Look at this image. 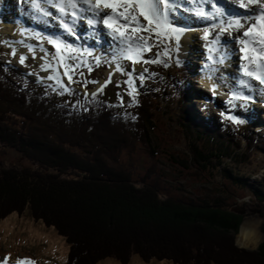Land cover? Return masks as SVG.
I'll use <instances>...</instances> for the list:
<instances>
[{
    "label": "trees",
    "instance_id": "1",
    "mask_svg": "<svg viewBox=\"0 0 264 264\" xmlns=\"http://www.w3.org/2000/svg\"><path fill=\"white\" fill-rule=\"evenodd\" d=\"M189 97L184 91V101ZM135 102L133 106L134 101L122 104L93 97L88 111L78 110L37 92L30 96L0 70V145L20 149L49 169L0 166V220L28 213L36 223L54 228L70 249L64 264L113 259L130 264L135 257L146 264H264V243L257 253L235 246L243 216L226 208L220 198L212 203L188 201L165 193L149 178L140 188L131 170L111 164H120L133 137L149 146L147 125L153 124L155 102L151 94ZM19 108L20 117L15 115ZM179 112L182 128L193 135L192 160L181 166L195 163L216 170L223 160L239 157L233 150L237 141L227 135L229 127L214 132L212 124L199 122L182 100ZM190 125L199 126L192 130ZM255 141L248 140V158L258 148ZM225 174L235 186L242 182L228 169ZM254 193L264 202V193Z\"/></svg>",
    "mask_w": 264,
    "mask_h": 264
},
{
    "label": "rangeland",
    "instance_id": "2",
    "mask_svg": "<svg viewBox=\"0 0 264 264\" xmlns=\"http://www.w3.org/2000/svg\"><path fill=\"white\" fill-rule=\"evenodd\" d=\"M231 2L239 5L237 0H231ZM193 4H195L194 1H192ZM17 9L21 10V12H18ZM15 10L20 14V18H29L24 12L30 11V8L25 9L22 4H19L18 7L15 6ZM244 11L247 12L248 10L244 9ZM16 19L18 17L16 18L15 16L9 22L15 23ZM28 30L16 28L12 24L8 27L0 21L2 39L0 60L1 62L4 61V64L0 65V70L2 74L5 73L7 80L15 83L19 89L29 91L30 96L33 95V92H37L58 105L74 104L78 106L79 102H81L87 107L86 101L89 99H83L82 96L98 93L103 96L105 101L109 100L111 102H116L120 98H124L127 102H135L142 94H151L155 105L152 108L154 115L153 124L147 125V133L150 140L149 146L144 145L139 139L133 137V144L124 151L120 158V164L113 162L111 164L117 168L121 165V167L124 166L131 170L133 179L138 183L135 185L140 188L144 187L142 180L149 178L150 182L160 183L165 193L185 198L188 201L195 200L201 203L208 201L212 203L213 200L220 198L221 202L226 204V208L236 212H244L245 221L251 220L256 223L259 225L261 233H263L264 202L257 199L254 192L264 193V151L261 152V150H264V145L260 144L259 139L255 141L256 136H258L264 142V84L245 81L248 91H253L251 96L254 98L252 101L241 99L240 105H247V108L242 106L235 107L234 100L237 99H233L231 93L244 91L243 88L239 89L241 85L237 79V77L240 79H244V77H241L243 74L240 69L236 72L232 69L231 78L228 81L230 87H227L228 91L226 92L228 97L224 96L223 105L219 106L218 103L216 104L215 101L207 96L204 99L196 100L195 97L200 96L197 85L202 88L201 80L205 73L212 70V68L208 67L209 70L205 71L202 69L199 71L198 66H202L200 58L208 56L203 57L205 55L204 49H208V46H203L202 40L198 37L194 38V42L197 45H193V48H197L202 56L200 57L199 53H193L194 59L192 61L190 60V55H187V60H185L184 52L180 51L181 49L179 50L176 43L166 47L163 38H161V43H156L153 37L151 42L154 46L151 51H144L141 62L125 64L122 60L123 56H118L119 49L123 47V44L120 40L113 39L111 30H107V28L102 29L101 32L112 40H108L110 43L108 45L109 48H106L101 43H96L92 46H87L85 49L100 47L101 50L105 49L108 52L113 47L111 46L112 42L117 40L115 52L110 50V53H105L106 56H109L106 59H110V63L106 60V62L102 63V66L100 64L95 67L88 63V58L90 63L99 64L98 62L101 61H99L98 55L94 54L93 57L80 56V50H76L74 53L67 52L71 56V61L69 60L70 67L72 65H75V67L70 68L69 72L65 74L68 68L61 69L59 66L56 69L57 71H53L57 73V75L54 74L55 79L48 80L47 76L52 71L41 64L39 56L31 54V57H28L22 53L17 54L15 50L9 49L13 46H9L7 41L3 39L8 37V33L9 36H16L19 33L18 36H22L20 37L22 39H32L34 35L39 34V31L35 29L30 36L31 31L29 32ZM39 38L41 40L39 44L44 45L43 38ZM16 41L14 42L15 44L21 45L18 40ZM192 42L190 47H192ZM22 46L24 49V45ZM73 47L76 49L75 45ZM241 48L242 46L239 45V50ZM31 51L35 52L34 50ZM21 57H24V63L20 62ZM42 60L50 62L44 57ZM149 60L157 62H144ZM188 62H193V64L188 65ZM115 66H119L120 69L117 74ZM183 66L189 71L184 69ZM9 67L11 69L8 73L6 70ZM195 74L198 75L195 76ZM220 74L221 76L217 77V79L222 80L226 78L228 72L224 71ZM69 75L72 76L71 81L68 79ZM40 81L42 83H39ZM43 83L45 84L40 85ZM63 85H67L68 90H65ZM184 91L189 96H191L192 91L196 92L192 94V100L184 101ZM132 93L133 95L138 94L137 98ZM244 95L250 96V94ZM179 100H182L183 105L198 116L197 119L199 118L203 123L205 121L207 123L210 122L213 125L212 130L214 132L218 130L225 131L229 127L231 131L227 132V135L231 134L232 139L237 141V147L235 146L233 150L239 157L232 160H223L216 170L203 169L195 163H192L189 168L181 166V164L185 165L186 160H192L189 142L193 135L191 132L184 130L180 124ZM219 100L222 102L223 99L220 98ZM248 111L252 114L249 118H247ZM15 115L20 117V108L19 112H15ZM229 115L241 119L242 122L234 123L227 118ZM230 122L237 126H231ZM252 122L255 123L252 124ZM38 126L42 125L38 124ZM198 126H191V128L196 130ZM247 139L254 140L256 145H258L255 151H250V158L246 154V149L249 145ZM200 147H203V144ZM3 165L6 167H32L49 170L44 165L28 158L20 149L9 145H0V166ZM226 169L233 177L241 179L242 182L237 181L238 186H235L234 180L225 174ZM240 233L241 230L235 236V246L248 253H257L260 246L264 243V236L263 241L257 247L244 248L240 245ZM69 251L68 244L58 235L54 228L46 227L40 222L36 223L28 213H25L22 217L11 215L9 218L0 220V261L2 263L7 257H10L7 260L9 262L7 264L19 262L24 258L33 261L34 264H64L70 254ZM100 264L120 263L113 259L106 260ZM130 264L146 263L139 257H135ZM151 264L170 263L153 262Z\"/></svg>",
    "mask_w": 264,
    "mask_h": 264
},
{
    "label": "snow or ice",
    "instance_id": "3",
    "mask_svg": "<svg viewBox=\"0 0 264 264\" xmlns=\"http://www.w3.org/2000/svg\"><path fill=\"white\" fill-rule=\"evenodd\" d=\"M194 2L197 4V7H199L200 3H205L208 6L207 11L200 9L195 12V15L205 21H212L213 23L208 25L209 28H218L220 32H227L229 30L239 31L242 28H247V30L242 32V37L249 39L241 38L239 40V43L243 45L240 49L244 54L243 59L247 61V64L240 71L243 72L245 77L264 84V0H238L240 9L247 10L251 6H258L260 8V11L246 12L247 24L241 22L245 17H242L238 12L217 7L219 0H194ZM83 3L89 6L87 9H83V11H93L92 16L85 17L87 23L89 25L102 23L105 28L111 30L113 39L120 40L123 44V47L118 45L120 47L118 56L122 55L124 59L131 61L133 64L141 62L145 50L151 51L154 46L151 42L153 37L156 43H161V38H163L166 47L173 43H176L178 46L181 34L192 30L190 27L181 25L176 19V13L179 11L177 0H83ZM68 5L73 9L77 8L74 0H67V5L59 6L60 12L64 13L65 16L69 15L66 11ZM101 9H111L115 15L105 14L97 19V16L100 15L99 10ZM44 15H50V13L45 12ZM71 18L74 20L80 19L75 10L71 12ZM62 23L69 35H76L70 24L64 21ZM98 31L100 30L98 29ZM210 35V32H206L205 38ZM212 39L213 42H218V37H213ZM49 43L60 54L61 60L64 59L63 54L66 51L73 53L76 51L65 38L51 37ZM20 62L24 63V57H21ZM144 62L155 63L157 61L149 60ZM215 62H220V60H215ZM253 64H255V68L252 67ZM72 67H75V65H72ZM117 67L119 68V66ZM65 68H68V65H65ZM48 79L55 78L48 77ZM68 79L71 81L70 75ZM237 79L241 86H247L243 79L239 77ZM63 87L65 90H68L67 85H63ZM215 90V87H213V91ZM231 95L233 99H250L249 96H241L237 92H232ZM227 118L234 123L242 122L241 119L232 115H229ZM9 259L10 257H7L3 264H7V260ZM19 264H34V262L24 258L19 261Z\"/></svg>",
    "mask_w": 264,
    "mask_h": 264
},
{
    "label": "bare ground",
    "instance_id": "4",
    "mask_svg": "<svg viewBox=\"0 0 264 264\" xmlns=\"http://www.w3.org/2000/svg\"><path fill=\"white\" fill-rule=\"evenodd\" d=\"M18 1L20 3H23V5H22L23 8H25V9L30 8L32 10L33 14L36 16V18H39V19H37L38 20L37 22L39 25L33 24V22H31L30 20H27L29 18H27V19L22 18V17L20 18L19 17L20 14L15 10L16 5L14 4V2H12L10 0H0V21H1V23H3V25H7L8 27L12 24V25H15L16 28H20L22 30L29 29L28 31L29 32L31 31L30 33L34 32L33 30L36 29L39 31V34L34 35L32 39H26V38L22 39V38H20L22 36H18L19 33L16 34V36H11V35L9 36V33H8V37L7 38L4 37L3 39H5L7 41L9 46H13L11 49L15 50L18 53H22L28 57H31L30 56L31 54L39 56L41 64L46 68H50V71H52V73L49 72L50 74L47 76V78L52 77V76L54 77L55 75H57V73H54L53 71L56 70L59 66L62 67L63 69H65L64 66L66 65V60L68 58V55L66 53H64L63 54L64 59L61 60L60 54H58L56 52V49L54 48V46L49 43V39L51 37L58 36V35H56L57 34L56 32L58 29L56 28V25L53 21H51L50 19L44 18L42 15L38 14L39 10L35 9L31 5V3L25 2V0H18ZM192 1H194V0H187V2H185V0H177V8L179 9V11L176 13V19L179 21V23L181 25L190 27L192 29L190 31H185L183 34H181V36L179 38L178 47H179V50L181 49L180 51L184 52L185 60H187V58H186L187 55H190V60L193 61V59H194L193 53H200L197 48H195V47L193 48V45H197L194 42V38L198 37L200 40H202L201 42H202L203 46H208V49H207V51L209 53L208 55H211L212 53L218 54V51H219V54L225 53L226 55H228V58H231V59H229L230 63L227 61L228 64L224 63V64L216 65V64L211 63L210 68H212V70H209L208 73H205V76L201 80V82H202L201 84L203 86L201 89H206L209 92H207V91L204 93L201 92L200 96L195 97V99L197 100V99H204V97L207 96L210 99H212L213 101H215L216 104L218 103V105L221 106L224 103V96L226 98L228 97V95H226V92L228 91L227 87H230L228 81L230 80L229 78H231V71H232L233 67L237 66V67L242 68L243 66H245L247 64V61H245L243 59V56H244L243 52L240 55H238L237 50H236L237 44L235 43V41H232L233 39H241V38L249 39L247 37H242V32L247 30V28L246 27L242 28L239 31L229 30L227 32H220L218 28H209L208 27V25H209L208 22L210 24L213 23L210 20L208 22L205 20L204 21L197 20V22H196V19H195L196 17H194L192 15L193 14L195 15V12L198 10V8L202 7V3H200L199 7H197V4L195 2H194L195 4L192 5ZM227 5L228 6H225V9L228 11H231V9H232L231 7H233V4L232 5L227 4ZM203 9L208 10V6L204 7ZM247 10H248V12H256V11H260V8L258 6H251ZM99 11H100L101 16H103L105 14L115 15L114 13H112L111 9H101ZM213 11H214V9H213ZM15 16H16V18L18 17V19H16V22L15 23L9 22L10 19L15 17ZM247 23H248V21L245 20V24H247ZM84 30H85V26H83V25L81 27L79 26L77 28L78 35H76L77 43H79V45L82 46V51H81L80 47H78V48L80 49V51L83 55L86 51H88V52L96 51V54L102 55V58H107L109 56H106L105 53H110V50L115 52V47L117 49V45L115 42H112L111 46H113V47L108 52H106L105 49L101 50L100 47L95 48V49H88V50L85 49L87 46L89 47V46L96 44L94 42L95 41L94 38L98 39V43H101L106 48H109L108 45L110 43L108 42V40H110V39H108V37L104 33H102L100 30V31H97V33L91 32L92 34H95L96 37L91 35V39L87 42L84 41L85 45H83L82 44L83 40L80 38V34L84 33ZM75 31H73V32L75 33ZM17 32H18V30H17ZM206 32L211 33V35L208 36L207 38H205ZM39 37L43 38L42 40L45 42L44 45L39 44V42L41 41ZM210 37H212V38L218 37V40H221V42H213V39ZM16 40H18L19 43L23 44L26 47V49H22L21 46H19L17 43L15 44L14 42H17ZM192 40H193V42H192ZM191 42H192V47H190ZM46 43L49 46H46ZM241 46L243 47V45H241ZM200 48H201V46H200ZM31 50H34L35 52L33 53ZM82 54H80V56H83ZM229 55H230V57H229ZM87 56L89 57L91 55L88 53ZM43 57H44V59L47 58V60H49L52 64L48 61H43L42 60ZM232 57H234V58H232ZM122 60L124 61L125 64L132 63L131 61L124 59L123 57H122ZM189 64L192 65L193 62L192 63L188 62V65ZM252 67L255 68V64H253ZM198 68H199V71L204 69L203 64H202V66H198ZM115 70H116V74L119 73V71H120V69L116 66H115ZM224 71L228 72V74L226 75V78H223L222 80L217 79V77L221 76L220 73H223ZM242 74H243V72H242ZM241 77H244V79H243L244 81H249V82L252 81L255 83L259 82L257 80H252L248 77H245L244 75H242ZM48 80H50V79H48ZM233 83H235V82H233ZM213 87H215V89H216L215 91H213ZM241 87H243L244 91L243 92L236 91L238 93V95L245 96L244 94H250V96H249L250 99H247V100L252 101L254 98L251 96V95H253V91L252 92L249 91L250 92L249 93V92H247V87H245V86H241ZM191 96L189 98H191ZM217 96L223 99L222 102L219 100L220 98H218ZM189 100H192V98ZM241 101H242L241 99L234 100V106L235 107L242 106L243 108L244 107L247 108V105L246 106L240 105ZM251 116H252L251 112L248 111L247 118H249ZM250 123H251V121H250ZM252 123L254 124L255 122H252ZM263 236L264 235H263V233H261L259 225H257L256 223H253L251 220H247L244 222V224L241 228L240 245L244 248L257 247L263 241ZM0 264H3V263L0 261ZM10 264H19V262H13Z\"/></svg>",
    "mask_w": 264,
    "mask_h": 264
},
{
    "label": "water",
    "instance_id": "5",
    "mask_svg": "<svg viewBox=\"0 0 264 264\" xmlns=\"http://www.w3.org/2000/svg\"><path fill=\"white\" fill-rule=\"evenodd\" d=\"M236 214H238V215H241V216H243V221H242V224H241V228H242V226H243V224H244V221H245V213L244 212H236V211H234ZM260 213V212H259ZM262 226H264V225H262ZM241 228H240V230H241ZM262 231H263V227H262ZM263 235H264V232H263Z\"/></svg>",
    "mask_w": 264,
    "mask_h": 264
}]
</instances>
